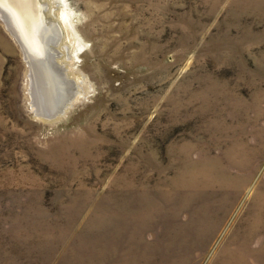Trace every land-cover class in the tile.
Returning <instances> with one entry per match:
<instances>
[{"label": "rangeland", "instance_id": "1", "mask_svg": "<svg viewBox=\"0 0 264 264\" xmlns=\"http://www.w3.org/2000/svg\"><path fill=\"white\" fill-rule=\"evenodd\" d=\"M67 1L57 122L0 18V264H264V0Z\"/></svg>", "mask_w": 264, "mask_h": 264}, {"label": "bare ground", "instance_id": "2", "mask_svg": "<svg viewBox=\"0 0 264 264\" xmlns=\"http://www.w3.org/2000/svg\"><path fill=\"white\" fill-rule=\"evenodd\" d=\"M75 17L67 0H0V18L19 41L29 66L30 105L46 122L62 120L88 94L85 75L71 70L88 45ZM71 35L76 40L72 50Z\"/></svg>", "mask_w": 264, "mask_h": 264}]
</instances>
